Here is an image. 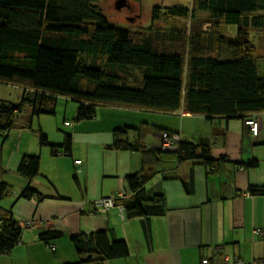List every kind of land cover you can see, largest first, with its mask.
I'll return each instance as SVG.
<instances>
[{"label": "trees", "instance_id": "1", "mask_svg": "<svg viewBox=\"0 0 264 264\" xmlns=\"http://www.w3.org/2000/svg\"><path fill=\"white\" fill-rule=\"evenodd\" d=\"M198 11L205 14L199 16ZM151 13L154 19L167 17L165 30L149 26L146 32L111 25L97 0H0V83L22 90L17 102L0 100V132L7 136L14 116L26 105L29 121L34 115L53 113L58 96L77 102L75 120L93 117L99 104H127L165 113L181 108L208 120L226 121L256 119V113L264 111V77L257 73L251 41V31L264 30V0H192V8L172 5L160 11L155 6ZM187 19L192 24L176 26L177 20ZM223 23L236 24L235 35L220 34ZM101 58L103 62L97 60ZM128 68L137 69L139 77L120 73L131 72ZM128 128L113 130L112 147H141L138 141L120 138ZM164 135L171 133L165 132L162 141ZM39 143L49 145L53 154L69 153L71 134L64 132L57 145L48 143L40 131ZM160 148L142 149L144 162L148 151L158 155L161 150L173 151L178 161L197 160L212 167L224 160L222 155L212 157L210 146L199 141L178 139L174 149ZM257 162L253 158L248 165ZM16 171L26 178L35 176L39 156L23 154ZM147 179L137 173L125 177L131 196L122 197L119 204L127 216L162 212L163 195L144 193ZM7 187L0 180V199ZM249 191L264 194V186ZM19 195L43 197L29 185ZM28 222L0 208V253L15 246L23 230L39 220ZM41 223L47 227L39 235L44 242L61 236L51 220ZM70 239L79 264H102L128 253L123 238L109 241L103 229Z\"/></svg>", "mask_w": 264, "mask_h": 264}, {"label": "crops", "instance_id": "2", "mask_svg": "<svg viewBox=\"0 0 264 264\" xmlns=\"http://www.w3.org/2000/svg\"><path fill=\"white\" fill-rule=\"evenodd\" d=\"M151 114L159 115L160 124L151 123ZM255 117V135L242 119L208 120L181 108L165 113L99 104L93 117L68 121L69 153L50 150L51 158L41 155L40 172L25 177L21 185L43 197L16 193L9 207L0 206L16 220H39L23 230L15 246L0 253V264H79L70 238L100 229L109 241L123 238L128 248L125 257L102 264H201L203 258L207 264H230L235 257L264 264V194L249 191L264 186V150L254 149L264 145V111ZM121 126L129 128L120 138L138 141L140 148L111 146L113 130ZM165 132L204 142L212 157L222 155L224 160L212 167L197 160L178 161L173 151L161 150L158 155L148 151L144 162L142 149L160 148ZM253 158L257 165H248ZM133 173L148 176L145 195H163L161 213L127 216L123 207L94 204L103 197L117 202L130 197L125 177ZM43 220H51L61 236L44 242L39 237L47 230Z\"/></svg>", "mask_w": 264, "mask_h": 264}, {"label": "rangeland", "instance_id": "3", "mask_svg": "<svg viewBox=\"0 0 264 264\" xmlns=\"http://www.w3.org/2000/svg\"><path fill=\"white\" fill-rule=\"evenodd\" d=\"M99 11L105 17L107 22L116 27L131 29V30H147L150 27L153 29L165 30L169 22L165 18L152 17L153 7H158L161 11L164 7L177 5L192 8V0H97ZM161 13V12H160ZM199 16L205 12H196ZM176 26L182 28L185 25L192 24L187 20H177ZM219 33L223 35L233 36L236 33V24L223 23L219 27ZM251 41L253 42L256 54L257 73L264 77V30L251 31ZM103 62L104 58L97 59ZM120 71L121 74L128 73L132 78H138L139 73L137 69L128 68ZM92 83V82H91ZM91 83L89 87H91ZM129 86H136L138 84L130 83ZM22 90L12 84L0 83V100H9L17 102L21 97ZM77 108V102L74 99L64 96H58L53 108V113H40L34 115L31 121L27 119L29 107L26 105L21 113H16L13 118V123L8 129L7 136L4 132H0V180L7 183V193L0 199V206L3 208L9 207L13 201L16 193H20L22 182L25 177L19 175L16 171L20 158L23 154H33L50 157V146L39 143V133L47 137L48 143H60L64 132H69V126L65 121H74V116ZM154 117L151 120L153 124H160L158 114H151ZM165 127V126H161ZM255 150H264V145H254ZM42 165H48V162ZM40 172V171H39ZM24 178V179H23ZM44 182L43 179H38ZM6 204V205H5Z\"/></svg>", "mask_w": 264, "mask_h": 264}, {"label": "built area", "instance_id": "4", "mask_svg": "<svg viewBox=\"0 0 264 264\" xmlns=\"http://www.w3.org/2000/svg\"><path fill=\"white\" fill-rule=\"evenodd\" d=\"M244 123L247 124L249 126V129L251 131V133L253 135H255L257 133V128H258V125H257V120L254 118V117H250V118H245L244 120ZM65 124H69L68 121L65 122ZM176 140H178V137L177 135L175 134H171V135H164L163 137V141L161 143V146L163 148H171V149H174L175 148V144H176ZM75 163H80L81 160L80 159H75L74 160ZM95 205L103 208V209H108L114 205H117L119 206L120 208H122V205L119 204V202H117L115 200V198H112V197H103V198H100L98 200H95L94 202ZM28 220H27V224H28ZM255 232H259L258 230H255ZM208 263V260L207 258H203L201 260V264H207ZM230 264H248L247 262L243 261L242 259L238 258V257H235L234 259H232L230 261Z\"/></svg>", "mask_w": 264, "mask_h": 264}]
</instances>
